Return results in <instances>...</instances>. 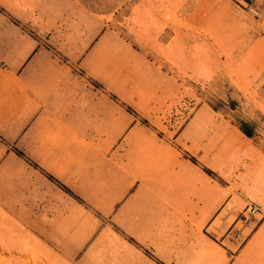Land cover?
<instances>
[{
    "label": "rangeland",
    "instance_id": "rangeland-1",
    "mask_svg": "<svg viewBox=\"0 0 264 264\" xmlns=\"http://www.w3.org/2000/svg\"><path fill=\"white\" fill-rule=\"evenodd\" d=\"M247 3L0 0V69L16 38L38 41L61 62L78 58L77 73H89L100 100L117 105L110 130L117 142L102 141L106 148L166 157L162 149L172 147L208 175L211 214L180 223L187 256L178 264H264V0ZM88 53L94 55L80 66ZM243 122L254 138L241 132ZM16 149L24 158L14 167L24 170L27 150L0 134V164ZM0 177L28 186L19 175L1 170ZM5 186L0 264H126L124 231L109 222L98 242L104 253L53 252L30 234L23 194L17 190L15 207ZM251 207L259 209L255 215Z\"/></svg>",
    "mask_w": 264,
    "mask_h": 264
},
{
    "label": "crops",
    "instance_id": "crops-1",
    "mask_svg": "<svg viewBox=\"0 0 264 264\" xmlns=\"http://www.w3.org/2000/svg\"><path fill=\"white\" fill-rule=\"evenodd\" d=\"M13 47L0 69V134L27 150L30 163L15 168L23 158L10 153L0 172L19 175L28 186L0 177V190L7 184L14 191L15 207L17 190L23 194L30 234L55 253L87 256L105 252L98 242L102 223L109 222L124 231L120 253L126 264L183 263L180 223L188 224L192 214H211L208 175L172 147L162 149L166 157L106 148L102 141L117 142L116 131L110 133L117 105L100 100L85 78L89 73H77L78 58L61 62L30 37L16 38Z\"/></svg>",
    "mask_w": 264,
    "mask_h": 264
},
{
    "label": "trees",
    "instance_id": "trees-1",
    "mask_svg": "<svg viewBox=\"0 0 264 264\" xmlns=\"http://www.w3.org/2000/svg\"><path fill=\"white\" fill-rule=\"evenodd\" d=\"M240 130H241V132H242L247 138H249V139L254 138V132H253V130H252V127H250V125H248L247 123H244V122L241 123V125H240ZM16 154H17L19 157L24 158V154H23L21 151L17 150V149H16ZM208 172H209V171H208ZM50 179H51L52 181H54V179H53L52 177H50ZM62 188H63L66 192L70 193V190L67 189L66 187L62 186Z\"/></svg>",
    "mask_w": 264,
    "mask_h": 264
},
{
    "label": "built area",
    "instance_id": "built-area-1",
    "mask_svg": "<svg viewBox=\"0 0 264 264\" xmlns=\"http://www.w3.org/2000/svg\"><path fill=\"white\" fill-rule=\"evenodd\" d=\"M254 11V13L256 14V15H258V12L257 11H255V10H253ZM258 208L257 207H254L252 210H250V213L252 214V215H255L257 212H258Z\"/></svg>",
    "mask_w": 264,
    "mask_h": 264
},
{
    "label": "bare ground",
    "instance_id": "bare-ground-1",
    "mask_svg": "<svg viewBox=\"0 0 264 264\" xmlns=\"http://www.w3.org/2000/svg\"><path fill=\"white\" fill-rule=\"evenodd\" d=\"M252 209H253V207L250 208V210H252Z\"/></svg>",
    "mask_w": 264,
    "mask_h": 264
}]
</instances>
